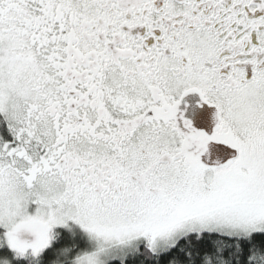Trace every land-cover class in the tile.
Instances as JSON below:
<instances>
[{"label": "snow or ice", "instance_id": "obj_1", "mask_svg": "<svg viewBox=\"0 0 264 264\" xmlns=\"http://www.w3.org/2000/svg\"><path fill=\"white\" fill-rule=\"evenodd\" d=\"M0 264H264V0H0Z\"/></svg>", "mask_w": 264, "mask_h": 264}]
</instances>
